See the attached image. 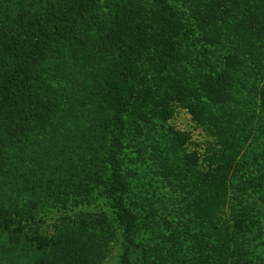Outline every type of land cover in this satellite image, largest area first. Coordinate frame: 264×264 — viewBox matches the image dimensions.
<instances>
[{
  "label": "trees",
  "instance_id": "16d2710c",
  "mask_svg": "<svg viewBox=\"0 0 264 264\" xmlns=\"http://www.w3.org/2000/svg\"><path fill=\"white\" fill-rule=\"evenodd\" d=\"M262 80L264 0H0V264H264Z\"/></svg>",
  "mask_w": 264,
  "mask_h": 264
},
{
  "label": "rangeland",
  "instance_id": "374dc122",
  "mask_svg": "<svg viewBox=\"0 0 264 264\" xmlns=\"http://www.w3.org/2000/svg\"><path fill=\"white\" fill-rule=\"evenodd\" d=\"M264 86V80L262 81H258V90L262 89ZM261 90H259L260 92ZM253 96H255V94H253ZM170 123L172 125H174L175 127H177L178 129L182 130V131H186V132H190L193 136V143H192V147L191 149H197L200 150V152L204 151L205 146H206V142L208 139V135L206 133V131L200 127H198L194 121L192 120L191 115L185 111V110H178L176 116L170 121ZM137 158H138V154L136 153L135 150L130 149V151L128 152V158L132 161H128V165L129 168L134 171L137 172V177L136 180L139 177L140 183L136 182V184H141L144 182H149L151 181H155L156 184L154 185V187H150L149 185L145 186L149 192L153 195H155L153 198L154 200H156V205L160 206L164 203H169V201L171 202L170 206H165L166 208H168L169 210L172 209L173 205L172 202H176V200L174 199V195L178 194L179 192H181V189H177L175 191H172L170 189V186L168 187V181L165 179V177H159L158 179H156L155 175H153L152 171H154V168L151 167V165H149L148 167H141V161L140 163H137ZM255 163H252V166H254ZM251 166V167H252ZM139 170V171H138ZM151 171V172H150ZM150 172V174H149ZM243 174L246 175V179H249L250 183H241L240 188L245 187L247 188L246 191L241 193L242 199H235L234 196H236L235 194L232 193L234 203H237L238 201L244 202H249V204H258V207L261 208L264 211V163L262 164L261 167H253V170L251 171V173H241V175ZM250 178H249V176ZM138 186V185H137ZM144 187V186H143ZM244 187V188H245ZM138 190V189H136ZM173 192V194L171 192ZM152 195V196H153ZM180 198V197H179ZM158 202V203H157ZM231 202L232 200L229 202L228 207L229 208L231 206ZM159 204V205H158ZM243 204V203H242ZM161 207V206H160ZM162 208V207H161ZM62 214V210H55L54 212H50L49 214H47V216L51 217V220L55 219L57 216H60ZM263 221H262V228L259 229V227H255L256 229V234L262 233L261 236V240L264 241V216H262ZM53 223H50L48 225H46V228H50L49 230H52V225ZM259 229V232H258ZM150 235H148L147 231L145 230H141V241H143V243H148L150 242ZM123 242L119 241L117 242V244L114 247V250L112 252L111 258L109 260V264H120L119 263V258L121 253L124 251V247H123ZM263 244V243H262ZM264 245V244H263ZM261 251L264 252V246L261 245ZM138 255H140V253L138 252Z\"/></svg>",
  "mask_w": 264,
  "mask_h": 264
}]
</instances>
